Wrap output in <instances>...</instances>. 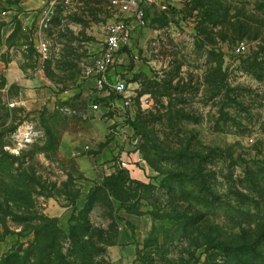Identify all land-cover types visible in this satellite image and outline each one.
<instances>
[{"label":"rangeland","instance_id":"1","mask_svg":"<svg viewBox=\"0 0 264 264\" xmlns=\"http://www.w3.org/2000/svg\"><path fill=\"white\" fill-rule=\"evenodd\" d=\"M44 8L0 0V264H119L124 225L137 233L130 264H264L263 0L147 7L113 70L132 94V117L115 112L131 131L109 126L108 135H126L143 173L127 171L140 185L125 184L124 203L94 191L105 176L87 178L61 145L72 134L73 151L89 154L91 105H108L81 86L101 49L109 0ZM239 42L247 54L235 53ZM21 85L47 88L50 105L11 107ZM80 218L89 231L74 237Z\"/></svg>","mask_w":264,"mask_h":264},{"label":"crops","instance_id":"2","mask_svg":"<svg viewBox=\"0 0 264 264\" xmlns=\"http://www.w3.org/2000/svg\"><path fill=\"white\" fill-rule=\"evenodd\" d=\"M97 55L98 53L90 59L91 63ZM113 78V75L109 76L110 80H113ZM86 86H94V89H96L95 95L108 101L107 93L104 90H98L96 88L92 77H89L81 86L83 94L87 93V90L85 89ZM76 90L78 91V89L66 90L62 93V95L76 93ZM47 91V88L43 89L39 87H27L25 85H21L18 92L19 98L18 101H16L17 105H22V107L29 113L35 112L44 107L43 105L45 104L50 105L51 102L48 101ZM85 109L86 107L84 106V108L80 109V111ZM93 112L95 118L90 119L91 122H93L91 124L93 128L87 134L91 152L87 155H81L73 151L79 140L72 134H65L64 137H62V148L64 150H69V152L74 155L79 169L90 180L110 175L115 172L117 167H124L131 175H140L142 172L139 174V172L133 168L135 165L134 162H132L137 153L131 150V146L126 140V135H122V137L118 134L111 136L108 135L107 128L109 126H115V128L119 131L130 133L131 128L122 121L124 119V115H116L115 112H111L108 105L97 106V109ZM121 113L123 114L124 112ZM147 171L148 170H146L145 174L150 175ZM123 215L125 220L130 223L137 221L134 216L129 214ZM135 231L132 232L130 228L125 225L120 231L118 237L119 246L117 247V251L114 256V258L118 260L119 264H130L135 256L134 253L136 244L134 238L137 236Z\"/></svg>","mask_w":264,"mask_h":264},{"label":"built area","instance_id":"3","mask_svg":"<svg viewBox=\"0 0 264 264\" xmlns=\"http://www.w3.org/2000/svg\"><path fill=\"white\" fill-rule=\"evenodd\" d=\"M45 4L44 15L60 5L67 7L76 0H41ZM154 0H109L111 9L110 21L104 27V38L98 55L92 63L85 67L84 73L87 77H92L98 90H104L108 95V106L111 111L127 112L130 117L132 94L124 79L115 77L110 80L109 76L114 75V64L121 48L128 47L134 34L145 26L146 9ZM45 16L42 18L44 20ZM41 55L45 56V44L39 45ZM248 46L244 42H239L234 51L238 55L248 53ZM17 105L11 102L10 106ZM93 109H97L96 104H92Z\"/></svg>","mask_w":264,"mask_h":264},{"label":"trees","instance_id":"4","mask_svg":"<svg viewBox=\"0 0 264 264\" xmlns=\"http://www.w3.org/2000/svg\"><path fill=\"white\" fill-rule=\"evenodd\" d=\"M263 3H264V0H263ZM182 156H184V154ZM166 179H167V175L164 177L163 182ZM126 183H134L136 186L140 185V183L134 182L128 177L127 170L121 168L120 170H116L115 172L111 173L110 175L103 177V182L100 183L99 186H97L94 191L100 190L103 194L109 195L111 198L118 201V203H124L130 199V196H129L130 190H129V188H126V186H125ZM94 191H93V193H94ZM93 193H92V195H93ZM93 203H94V200H92V203H91V205H89L88 209H91ZM120 206L122 208H124V210H126L128 213H131V210H129V208H125L122 205H120ZM79 220L82 222L83 226L82 225L81 226L80 225L73 226L72 229L74 231H72V232L74 233V237L80 236L83 233L89 231L88 227L84 226L86 224V222L83 221L82 218H80ZM252 245L255 247L258 246V244L256 245V243L251 244V246ZM41 257H42V252L39 250L37 252V258H39V260H40ZM27 262H28L27 257H24V258H18L17 257V258H15L13 263L14 264H27Z\"/></svg>","mask_w":264,"mask_h":264}]
</instances>
